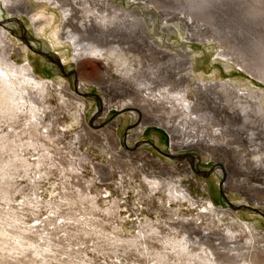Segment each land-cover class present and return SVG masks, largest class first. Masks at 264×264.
Listing matches in <instances>:
<instances>
[{"label": "rangeland", "instance_id": "1", "mask_svg": "<svg viewBox=\"0 0 264 264\" xmlns=\"http://www.w3.org/2000/svg\"><path fill=\"white\" fill-rule=\"evenodd\" d=\"M24 3L21 14L0 0L6 60L31 67L38 82L21 86L31 101L19 110L0 89V264H264V173L254 181L231 174L221 154L173 151L201 136L210 146L234 143L241 132L244 146L230 148L243 171L264 170V81L256 78L264 80V0ZM104 10L131 12L147 46L185 53L172 79H183L175 94L185 91L187 103L143 79L159 67L145 48L141 56L90 53L96 43L80 26L102 29ZM91 59L87 71L105 69L106 85L77 77ZM203 85L221 101H196ZM107 86L130 96L109 95ZM245 114L244 125L228 118ZM167 123L187 133L173 140Z\"/></svg>", "mask_w": 264, "mask_h": 264}, {"label": "bare ground", "instance_id": "2", "mask_svg": "<svg viewBox=\"0 0 264 264\" xmlns=\"http://www.w3.org/2000/svg\"><path fill=\"white\" fill-rule=\"evenodd\" d=\"M24 1L25 0H2V2L4 4L9 5V9L11 11L19 12L21 14L27 12V7H26ZM53 1L55 3H67L68 2V0H53ZM104 12H107V16L103 17L101 20L102 21L105 20L107 24L104 25L102 27V29H97L96 27H94V25L91 22H89L87 24H83L82 26H80L81 32H84V33L90 35V37L92 36L93 38H91V40H93L96 43V46L90 45L91 46L90 53H95V56L99 57V56L103 55L102 51L108 47L110 49V52L119 51V52H121V53L123 52L125 54L126 53L129 54V52L131 53L132 51H134V49H136L137 51H135V52H138L137 55H140L141 50L143 48H145L147 52L151 53V55L149 56L148 59L150 61H157L156 63L159 64V67L156 71H155V69L154 70L150 69V71L148 73V77H145V74H144L143 79H145V80L147 79L148 82H153L154 80H159L161 83V86H163V87L170 86L171 87L170 88L171 90L167 91L168 94L170 93L172 97L175 96L176 99H178L177 101H180L182 103H187L188 98L185 96V91L175 94L176 89L182 87L183 79H181L179 82H176L175 80L172 79V73L174 71L176 72L177 70H180V69L183 70V68H185V66L187 65V59L185 58V55H184L185 53L183 52V53H178V54H168L165 51L157 49V47H155V46H152V45L147 46L146 41H145V37H144V34H146V32H145L146 27H144L145 25H143V23L140 20L128 19L129 17H131V12H127L128 17L125 16V14H126L125 12L123 14L122 13L120 14V12H121L120 10H114L112 13H110L108 10H104ZM63 13H64L65 17L67 18L66 19L67 24H69L73 27V25L70 23L69 15L66 14L65 12H63ZM74 28L78 29L77 26H74ZM95 43H93V44L95 45ZM3 45H4V33H3V31L0 30V89H4L5 99L9 100L11 102V106H15L16 108H18L19 105H21V103H28V101H31L30 99L23 97L24 90H20L21 86L22 85L34 86L38 82H36V80L30 75L31 67H29V68L24 67L23 68V67H14V66L9 65L8 61L6 60V54H5L6 51L4 50L5 49L4 47L6 45L5 46H3ZM74 46L77 47L76 44H74ZM125 46L128 47L127 50H124ZM3 50L5 52H3ZM83 50L87 51L88 49L84 48ZM142 53H143V51H142ZM159 56H162V57H159ZM90 61H92V59L91 60H84V61L79 63L78 70H77V77L79 78L80 81H82L84 84H87L89 86L104 85L107 81V72L105 71V69L102 70L101 68L98 69L96 67H91L89 69V71H87L88 69H86V64ZM150 61H148V62H150ZM145 66H146V64H145ZM151 67H149V68H151ZM155 68H157V67H155ZM139 73L143 74L144 72L138 71V75H139ZM142 74H141V76H142ZM199 76H202V75L199 74ZM256 78L259 81H264L262 78H259V77H256ZM141 81H142V79H141ZM141 81L139 83L143 86L144 83ZM145 85L147 86L148 84H145ZM82 86L83 85H81V87ZM37 87H38L39 92L43 91V89H44V87H40V86H37ZM148 87H150V86H148ZM103 89H105V91L108 92L109 95H112V96H116L119 94H124V96H130L129 93L126 94V91L123 88H118V89L116 88V90L115 89L113 90L112 88L107 86ZM149 90H150V88H149ZM186 93H187V91H186ZM196 93H197L196 101H209V102L210 101H221L219 94L217 92H215V90L211 89V87H208L206 85H203L201 87L198 86L196 89ZM260 93H261L260 99L262 101H258L257 103H258V106L260 108H262V106L264 105V90L263 89L260 90ZM165 97H167V96H165ZM177 97H179L180 99ZM9 101H8V103H9ZM29 105L33 106L34 102H29ZM202 105L205 107V106H207V103L206 102H204V104L197 103L195 105V110L197 109L200 112H202V109H203ZM12 108H14V107H12ZM137 108L139 110H141L143 114H146L148 111L147 107L137 106ZM19 109L20 108H18V110ZM213 109L219 111L221 109V106L218 105V103L216 104V102H215ZM209 110H211V109H209ZM189 111H191V110H189ZM205 111H207V110H205ZM222 112H224V111H222ZM204 114L208 116V114H206V113H204ZM145 117H146V115H145ZM210 117H211V121L216 120L215 119L216 117L215 118L212 116H210ZM228 118L231 121H238V122L242 121L243 125H244L245 122L247 120H249L250 117L248 114H245L242 117L241 116L234 117V115H232V116L229 115ZM251 124H253V123L251 122ZM166 128H167L168 132L171 134L173 140L174 139L178 140L179 139L178 135H185L187 133V129L185 128L184 125H182L181 128H176L174 125H170V123H167ZM234 134L236 135V138H237L234 143H227L225 145H220V146H218V145L210 146L205 141L204 137L201 136V137L193 138V139H191V141H188L189 140L188 139L186 141L182 140L183 142H179V143L177 142L174 145L175 149L173 151L180 150V149H198L201 151L209 152L213 155L221 154L222 156H224L223 162H224L225 166L227 167V169L228 170L230 169L229 171H231V174H237L239 177L240 176H246L247 178L256 181L258 179V177L264 173V170L256 168V169L251 170L249 173H245L243 171L242 167L244 165L242 164L243 166H241L243 159L241 160V159H237L235 157L234 154L236 151L231 150L230 145L238 144L239 146H244L247 139H244L245 137L243 138L241 132H234ZM256 136H257V134H255V137ZM258 136H260L259 138L261 140L262 136H263V132L259 133ZM257 153L259 154V152H255V154H257ZM263 163H264V161H263ZM227 169H226V171H227ZM171 190L173 193L172 195H174L175 197H178V198H182L183 200H186V194L182 190H180L179 188H174V187L171 188ZM252 259H253L252 264H257V259L256 258H252Z\"/></svg>", "mask_w": 264, "mask_h": 264}, {"label": "water", "instance_id": "3", "mask_svg": "<svg viewBox=\"0 0 264 264\" xmlns=\"http://www.w3.org/2000/svg\"><path fill=\"white\" fill-rule=\"evenodd\" d=\"M230 1H228V3H229Z\"/></svg>", "mask_w": 264, "mask_h": 264}]
</instances>
